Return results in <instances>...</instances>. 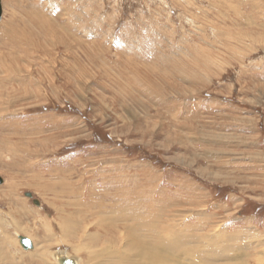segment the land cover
<instances>
[{"label": "rangeland", "instance_id": "374dc122", "mask_svg": "<svg viewBox=\"0 0 264 264\" xmlns=\"http://www.w3.org/2000/svg\"><path fill=\"white\" fill-rule=\"evenodd\" d=\"M1 3L0 264L150 254L120 221L151 194L185 247L248 229L264 264V0Z\"/></svg>", "mask_w": 264, "mask_h": 264}, {"label": "bare ground", "instance_id": "6f19581e", "mask_svg": "<svg viewBox=\"0 0 264 264\" xmlns=\"http://www.w3.org/2000/svg\"><path fill=\"white\" fill-rule=\"evenodd\" d=\"M42 19H44V18L42 17ZM14 31L12 30L10 32L13 33V34H16ZM39 31L43 33V32L46 31V29H45L44 26H42L39 29ZM21 33H22V31H21ZM14 38H15V36H14ZM10 39H12V38L10 37ZM15 41L21 42L22 39L18 38ZM46 41H47V43L49 45L53 46V43L50 40H46ZM12 89H14V88H12ZM7 128H8V126H7ZM17 152L21 153V150H18ZM24 168H26V167H24ZM39 172H41V171H39ZM36 173H37V171H36ZM68 175H69V173L62 174V180L63 179L64 180L61 181V184L64 185V186H69V176ZM35 180H37L38 183L40 184V185H38V187L40 188V186H42L40 181H39L40 178H36ZM2 183H3V180L0 177V184H2ZM141 185H143V184H141ZM126 191H128L129 194H130V190H126ZM134 193H135V190H134ZM151 193H154V192L151 191L150 194ZM137 194L139 195L140 193H137ZM131 195H133V194H131ZM138 195H136V197ZM32 197H33V194H32ZM139 197L140 198L141 197L144 198L143 195H139ZM148 197H149V200H150L149 204L150 205L152 204L153 206L156 205V204H159V203L162 204L164 202V201H161V202L158 203V200L156 199L154 194H151ZM136 199H138V198H136ZM144 204H142V205H144ZM150 205L146 206L147 208L145 209V213L144 214H141V213H140V215L137 214L138 215L137 216V218H138L137 221L138 222L135 223L134 222L135 218L133 219L132 215L128 216L127 214L125 216L121 215L123 220L120 221V222H122V221L128 222L129 220H131L130 224L131 223L132 224L129 227L130 230L128 228L127 233H129V235L132 236L135 239L134 243H136V244L138 243V245H136V246L140 247L141 249L142 248L145 249V248L149 247V249L151 251L150 254H142L141 257L136 256V257H139V258H137L136 260L131 259V261H130V258L128 256H126V259H125V255H122V253L120 251H115V252L109 253L110 257H112V258L118 257V261H123L122 264H129V263L130 264H213L214 261H219V262L224 263V264H246L244 262L246 260L245 254L244 253L242 254V251H240V250H238L236 248L238 246L236 244V242H238L240 240V238L242 237V241L246 242L245 243L246 245L248 244L247 241H246V236L248 234V231H247L248 229L246 231H242V233H238V234H235V235L233 234V235H230V236H224V235H222V233H220V234H216V235H213V236L209 237L208 240H206L205 244L206 243L207 244H213V245L217 244V247L214 245L215 248L214 249H210V250H206L207 254H205L204 253L205 250H203V249H204V247L206 248V246L204 245L203 240H202L201 244L198 241H197L198 244L196 243V241L193 242V244H195L198 247V249H196V250H192L190 248L185 247V242H184L183 238L192 241L194 239V237H196L198 235L195 233L196 230L192 231V230L183 229L181 223H179V224H181V226L179 225V228L176 227V226L174 228L173 227H168V226H166V225H164L162 223H161V227H158L160 225H158V226L156 225L155 226L154 222L152 221L151 222L152 223V228L148 229L149 225L151 227V223H149V221L152 218L151 216H149V215H152L151 214L152 209H151ZM130 206H131V204H130ZM138 206H140V205H138ZM129 208H131V207H129ZM159 211H161V210H159ZM58 212H60V210H58ZM85 212H87L88 213L87 215H89L91 211L89 209V210H87ZM153 212H155V211H153ZM134 216H136V215H134ZM107 218H109L108 214L103 219L107 220ZM103 219L101 218L100 220H103ZM146 219H148V221L145 223ZM126 225H128V224H126ZM111 233H113V232H111ZM151 233H152V235H151ZM22 238L30 239L28 237H22ZM188 238H190V239H188ZM21 245H22V243H21ZM32 245H33V242H32ZM132 245L134 246V244H132ZM251 249H253V248H251ZM142 251H144V250H142ZM40 254L41 253L39 252V255ZM107 254H108V252L104 253V255H107ZM91 257L93 259H95V260H102L103 259V258L98 257V252H95L93 255L91 254ZM142 259H144V261ZM195 260H198L199 262L195 263ZM118 261L116 262V264H119ZM58 263L59 264H65V262L62 259H59ZM71 264H73V263H71ZM76 264H79L78 261H77Z\"/></svg>", "mask_w": 264, "mask_h": 264}, {"label": "water", "instance_id": "95a60500", "mask_svg": "<svg viewBox=\"0 0 264 264\" xmlns=\"http://www.w3.org/2000/svg\"><path fill=\"white\" fill-rule=\"evenodd\" d=\"M2 13H3V10H2V3H1V0H0V21L2 19ZM28 197H32L31 194H27ZM34 203L36 205H40L39 201L35 200ZM21 243H22V246L25 248V250H32L33 249V245H32V241L30 239H27V238H21Z\"/></svg>", "mask_w": 264, "mask_h": 264}, {"label": "crops", "instance_id": "0c3cea01", "mask_svg": "<svg viewBox=\"0 0 264 264\" xmlns=\"http://www.w3.org/2000/svg\"><path fill=\"white\" fill-rule=\"evenodd\" d=\"M2 178V177H1ZM3 182H4V179L2 178ZM35 204V203H34Z\"/></svg>", "mask_w": 264, "mask_h": 264}]
</instances>
